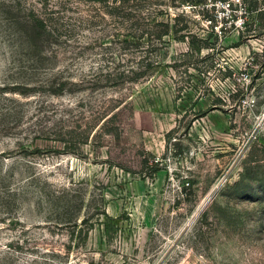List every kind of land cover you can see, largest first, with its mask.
<instances>
[{
  "label": "rangeland",
  "instance_id": "1",
  "mask_svg": "<svg viewBox=\"0 0 264 264\" xmlns=\"http://www.w3.org/2000/svg\"><path fill=\"white\" fill-rule=\"evenodd\" d=\"M0 264H264V0H0Z\"/></svg>",
  "mask_w": 264,
  "mask_h": 264
},
{
  "label": "built area",
  "instance_id": "2",
  "mask_svg": "<svg viewBox=\"0 0 264 264\" xmlns=\"http://www.w3.org/2000/svg\"><path fill=\"white\" fill-rule=\"evenodd\" d=\"M235 1L240 2L241 0H225V4L229 8L231 6L232 2L234 3Z\"/></svg>",
  "mask_w": 264,
  "mask_h": 264
}]
</instances>
